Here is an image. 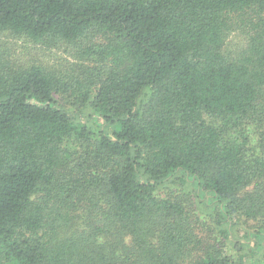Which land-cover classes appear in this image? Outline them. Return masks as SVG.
<instances>
[{
    "label": "trees",
    "instance_id": "16d2710c",
    "mask_svg": "<svg viewBox=\"0 0 264 264\" xmlns=\"http://www.w3.org/2000/svg\"><path fill=\"white\" fill-rule=\"evenodd\" d=\"M0 33L78 60L0 54V264H264V0H0Z\"/></svg>",
    "mask_w": 264,
    "mask_h": 264
},
{
    "label": "rangeland",
    "instance_id": "374dc122",
    "mask_svg": "<svg viewBox=\"0 0 264 264\" xmlns=\"http://www.w3.org/2000/svg\"><path fill=\"white\" fill-rule=\"evenodd\" d=\"M244 37L242 32L235 31L230 37L232 49H236ZM7 48L10 49L8 50ZM2 52H8L12 56V59L19 58L23 61L39 60L49 64H60L64 62L65 65L71 62H78V60L76 61L69 54L66 47L61 46L59 48L53 47L49 49L43 45L28 43L23 39L15 38L5 33H0V54Z\"/></svg>",
    "mask_w": 264,
    "mask_h": 264
}]
</instances>
